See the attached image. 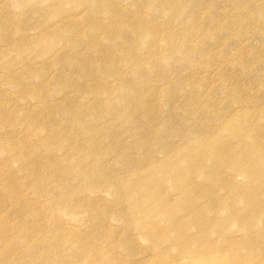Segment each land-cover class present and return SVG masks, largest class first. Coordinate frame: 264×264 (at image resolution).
I'll use <instances>...</instances> for the list:
<instances>
[{
	"label": "rangeland",
	"instance_id": "374dc122",
	"mask_svg": "<svg viewBox=\"0 0 264 264\" xmlns=\"http://www.w3.org/2000/svg\"><path fill=\"white\" fill-rule=\"evenodd\" d=\"M0 264H264V0H0Z\"/></svg>",
	"mask_w": 264,
	"mask_h": 264
}]
</instances>
